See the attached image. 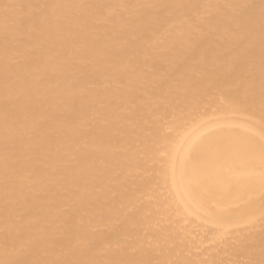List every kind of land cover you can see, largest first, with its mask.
Returning a JSON list of instances; mask_svg holds the SVG:
<instances>
[{"label":"bare ground","instance_id":"bare-ground-1","mask_svg":"<svg viewBox=\"0 0 264 264\" xmlns=\"http://www.w3.org/2000/svg\"><path fill=\"white\" fill-rule=\"evenodd\" d=\"M0 264H264V0H0Z\"/></svg>","mask_w":264,"mask_h":264}]
</instances>
